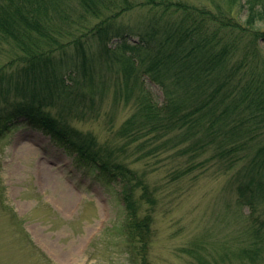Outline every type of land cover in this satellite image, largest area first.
Wrapping results in <instances>:
<instances>
[{
	"label": "trees",
	"instance_id": "16d2710c",
	"mask_svg": "<svg viewBox=\"0 0 264 264\" xmlns=\"http://www.w3.org/2000/svg\"><path fill=\"white\" fill-rule=\"evenodd\" d=\"M140 1L160 12L130 43L118 15ZM221 1L209 8L173 0H0V53L3 43L10 53L0 66V137L17 119L31 121L78 170L119 183L125 233L143 264L149 216H137L136 203L153 199L127 160L185 141L178 154L190 155L188 164L172 179L210 159L229 168L249 157L235 170V190L249 208L252 239L235 256L242 264L264 258V0ZM145 76L161 88V102ZM111 88L113 104L124 95L125 106H134L108 141H118L115 148L72 125L95 118Z\"/></svg>",
	"mask_w": 264,
	"mask_h": 264
},
{
	"label": "rangeland",
	"instance_id": "374dc122",
	"mask_svg": "<svg viewBox=\"0 0 264 264\" xmlns=\"http://www.w3.org/2000/svg\"><path fill=\"white\" fill-rule=\"evenodd\" d=\"M173 1L209 8L222 4L221 0ZM155 10L160 12L140 1L118 15L130 31V43L138 41ZM89 21L98 19L91 17ZM258 25L264 28L263 23ZM3 44L0 66L10 57L9 47ZM109 45L114 47L115 42ZM260 48L264 55V41ZM104 75L111 85V72ZM143 80L155 101L161 102V88L146 76ZM111 92L112 88L95 118L72 125L115 148L119 142L111 145L108 141L134 106H125L124 95L113 104ZM187 142L144 159L134 153L127 160L129 166L133 161L130 167L153 199L152 203L146 198L138 206L136 203L137 216H149L148 264H200L199 260L242 264L235 253L250 242L252 235L249 208L237 202L235 170L249 157L233 161L229 168L226 161L210 159L172 179L177 169L188 164L190 155L178 154ZM134 149L131 146L130 150ZM206 157L209 155L199 159ZM120 187L119 183L87 176L33 122L17 119L0 137V264H143L125 233L126 211ZM141 194L137 186L133 195Z\"/></svg>",
	"mask_w": 264,
	"mask_h": 264
}]
</instances>
